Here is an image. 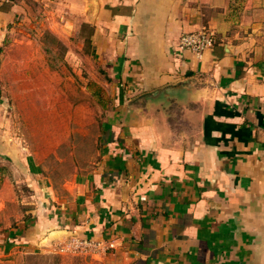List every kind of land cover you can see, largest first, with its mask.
Segmentation results:
<instances>
[{
  "label": "crops",
  "instance_id": "crops-1",
  "mask_svg": "<svg viewBox=\"0 0 264 264\" xmlns=\"http://www.w3.org/2000/svg\"><path fill=\"white\" fill-rule=\"evenodd\" d=\"M42 1L58 10L48 29L55 13L89 27L116 97L100 160L56 184L18 144L0 88V253L85 241L105 264H264V18L238 24L232 9L245 1L247 14L250 1ZM29 2L0 0V59ZM201 24L216 43L175 55Z\"/></svg>",
  "mask_w": 264,
  "mask_h": 264
},
{
  "label": "rangeland",
  "instance_id": "rangeland-1",
  "mask_svg": "<svg viewBox=\"0 0 264 264\" xmlns=\"http://www.w3.org/2000/svg\"><path fill=\"white\" fill-rule=\"evenodd\" d=\"M249 1L248 13L243 15L238 6L244 8L246 2L233 3L235 23L240 24L245 15L258 18L255 22L264 18V10H260L264 9V0ZM29 7V14L19 19L21 23L1 51L3 113L9 118V128L18 144L25 147L24 152L36 159L43 175L59 184L76 171L86 172L100 160L106 135L104 108L108 97L112 100L116 95L112 98L103 89L107 87L104 82L111 85L113 78H108L107 66L99 62L90 41L85 40L89 27L73 29L55 13L58 28L48 29L51 11L57 12V8L42 0H30ZM248 21L242 26L247 27ZM255 33L264 37V29ZM114 79L117 84V77ZM12 187L18 198L30 193L33 199L35 190L27 181H13ZM0 264H105V261L93 249L79 245L44 252H3Z\"/></svg>",
  "mask_w": 264,
  "mask_h": 264
},
{
  "label": "built area",
  "instance_id": "built-area-1",
  "mask_svg": "<svg viewBox=\"0 0 264 264\" xmlns=\"http://www.w3.org/2000/svg\"><path fill=\"white\" fill-rule=\"evenodd\" d=\"M4 2H11L13 0H3ZM216 31L205 24H201L197 29L186 31L180 34L175 44V55H181L184 51H191L195 55L200 56L205 50L212 47L216 43ZM87 246L88 242L79 241L74 246Z\"/></svg>",
  "mask_w": 264,
  "mask_h": 264
}]
</instances>
